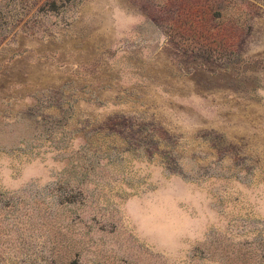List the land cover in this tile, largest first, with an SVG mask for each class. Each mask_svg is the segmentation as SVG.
I'll list each match as a JSON object with an SVG mask.
<instances>
[{"label": "rangeland", "instance_id": "obj_1", "mask_svg": "<svg viewBox=\"0 0 264 264\" xmlns=\"http://www.w3.org/2000/svg\"><path fill=\"white\" fill-rule=\"evenodd\" d=\"M0 264H264V0H0Z\"/></svg>", "mask_w": 264, "mask_h": 264}]
</instances>
